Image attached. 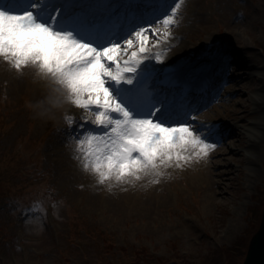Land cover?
Instances as JSON below:
<instances>
[{
  "label": "rangeland",
  "instance_id": "rangeland-1",
  "mask_svg": "<svg viewBox=\"0 0 264 264\" xmlns=\"http://www.w3.org/2000/svg\"><path fill=\"white\" fill-rule=\"evenodd\" d=\"M176 21L163 33L169 37L174 30L185 43L179 66L192 63L200 74L217 56L230 66L233 100L210 120L243 127L226 138L231 149H218L225 152L174 160L161 165L160 175L141 174L117 186L100 182L89 169L90 177L81 173L83 154L72 123L94 119L96 109L67 102V90L53 77L41 90L36 74L27 77L0 56V171L7 173L4 185L25 200L0 202V264H60L69 252L77 264L95 263L94 231L115 247L143 246L158 255H175L174 242L180 260L170 264H200L212 250L240 244L239 237L258 227L264 206V0H184ZM168 44L161 39L148 44L149 51H166ZM246 46L252 62L259 60L251 75L240 74L245 69L235 54ZM176 60L171 54L162 63L151 58L164 68H174ZM210 173L215 182L207 183ZM30 196L39 199L29 202ZM71 222L88 224L81 239L70 233Z\"/></svg>",
  "mask_w": 264,
  "mask_h": 264
},
{
  "label": "snow or ice",
  "instance_id": "snow-or-ice-1",
  "mask_svg": "<svg viewBox=\"0 0 264 264\" xmlns=\"http://www.w3.org/2000/svg\"><path fill=\"white\" fill-rule=\"evenodd\" d=\"M182 2L124 0L136 10L131 19L135 23L106 29L107 34L97 31L98 42H93L78 37L72 27H84L76 11L78 0H0V56L18 70L37 65L64 86L76 105L95 108L98 125L110 127L103 135L89 134L78 141L83 167L98 174L100 182L160 175L162 164L187 161L193 157L189 151L207 156L216 147L198 134L207 124L194 128L191 112L154 87L161 71L151 62L148 41L149 33L158 37L160 30L141 25L161 18L164 25L176 23ZM134 47L138 50L130 52L131 59L122 60Z\"/></svg>",
  "mask_w": 264,
  "mask_h": 264
},
{
  "label": "trees",
  "instance_id": "trees-1",
  "mask_svg": "<svg viewBox=\"0 0 264 264\" xmlns=\"http://www.w3.org/2000/svg\"><path fill=\"white\" fill-rule=\"evenodd\" d=\"M9 187L4 185V182H0V196L6 195ZM15 199H20V194L10 190L7 192ZM2 196V197H3ZM33 198L32 196H30ZM35 197V196H34ZM71 233L73 235H78L80 238L82 233L81 229L84 228L82 222H72ZM91 235L92 244L96 248V261L92 264H170L172 258H177L176 262L179 261V252L176 250L178 248L177 244L172 242V248L174 250L173 256H157L150 252L146 247H131L128 245L122 247H115L113 245V240L108 239L107 236L102 232L93 233ZM106 239L108 243L106 244ZM247 237H243L239 240L240 244L237 242L232 247H221L220 249L212 251L210 254L206 255L200 264H242L246 251H247ZM112 242V243H111ZM110 244V245H109ZM171 245V244H170ZM65 256V255H63ZM60 264H69L68 260L60 262ZM71 264V263H70ZM198 264V263H194Z\"/></svg>",
  "mask_w": 264,
  "mask_h": 264
},
{
  "label": "bare ground",
  "instance_id": "bare-ground-1",
  "mask_svg": "<svg viewBox=\"0 0 264 264\" xmlns=\"http://www.w3.org/2000/svg\"><path fill=\"white\" fill-rule=\"evenodd\" d=\"M153 28H158V27L157 26H153ZM159 29L161 31V28H159ZM136 30H138V29H136ZM160 31H159V36L158 37H157V35L154 36V39L151 40L148 44L149 45H152L153 44V46H155L156 41H157L158 38H159L160 41H161V39L162 40H165L166 38H168V40L170 41V44H168V46L170 48H167V50L164 52V54H161V56L163 57L162 61L165 60L166 55H168V54L170 55L171 54V56H174V58L177 59L175 61V64L178 65V60L182 57V54L180 52V48L183 47L185 45V43H183L180 38L174 37L175 36L174 35V30H171L170 31L171 32V36H169V37H167L165 35V33H160ZM132 37H134V33L132 34ZM171 40H173L172 43H171ZM247 50H250V47L246 46V47H241V48L235 50V54L237 55V57H239L238 59L240 60L241 64L243 65V68L245 69L240 74H250V72H247V71H250L252 68H255V66H257L259 64V60H256L254 63L252 62V53L250 51H247ZM129 51H132V49H129ZM157 52L158 51L155 52V56L156 55H160L159 52L158 53ZM217 58H218V60H219L220 63L223 61V57L222 56H217ZM121 59L122 60L125 59V55H123L121 57ZM169 60H171V57H170ZM160 62L161 61H159V63ZM223 65H224V63H221L220 64L221 67H223ZM34 66H36V65L31 64V63L28 64V65L23 66L22 67V70H23V72H25L24 75L27 76V77H30V75L32 73L36 74L37 81L41 80L39 82L38 87L41 90L42 89H49V78L51 76H48V75H45L44 73H41L39 69L37 71L34 68ZM193 68H195V66H193ZM32 69H34V72H32ZM228 78H230V77H228ZM227 83H228V81L225 82V84L222 86L223 88H226V90H224L225 94L228 93V92H233L234 89H236L234 87H233L234 89L233 88H230V87L227 88L226 87ZM231 85L234 86V83H231ZM224 92H221L220 95L223 96L224 95ZM258 95H261V94H257V96ZM263 96L264 95H261V97H263ZM219 99L220 98H216L214 101L211 102V104L206 105L205 108H204L205 111L204 110H201L200 111V112H203L202 113L203 114L202 116H204V117H210V116H213L214 114H217V113L223 111L224 108L227 107L228 102L231 101V97L229 98V100L227 101V103L225 102L226 100L224 98L221 99L220 102L218 101ZM201 123L202 122H200V124L197 127L200 128L201 125H202ZM204 124H207V123L205 122ZM74 125L77 126L76 123H74ZM240 127L242 128L243 126L240 125V124H229V125L228 124H225L224 127L220 128L218 134H215L216 132H214V133L213 132L212 133H209L208 132V131H211V130H209L211 128V126L208 125L207 128H204L203 129V130H206V132H208V133L203 132L202 134L204 136H208V134H210L211 136L213 135V138H215V139L218 140V143H216V147L213 148L214 152L217 153L221 149L226 148V146L228 148H230V149L232 148V147L229 146V144H227L226 138L232 136L231 134H233V132H237V128H240ZM218 149H220V150H218ZM220 152L222 153V152H225V151H220ZM224 154H226V153H224ZM216 155H219V154H216ZM223 158H227V156L225 155V156H223ZM212 163H214V162L212 161ZM81 173L83 175H86V177H90L88 175V173H87V170L84 167H82ZM210 175H211V178L210 179H207V183H210V182H212V181L215 180L214 174L213 173H210ZM208 177H210V176H208ZM111 180L114 182V185L115 186H117L119 184V182H122V181H117L115 178H112ZM150 252H152V251L150 250ZM152 253L155 254V255H157V256H164V255H158V254H156L154 252H152Z\"/></svg>",
  "mask_w": 264,
  "mask_h": 264
},
{
  "label": "water",
  "instance_id": "water-1",
  "mask_svg": "<svg viewBox=\"0 0 264 264\" xmlns=\"http://www.w3.org/2000/svg\"><path fill=\"white\" fill-rule=\"evenodd\" d=\"M244 264H264V214L260 229L253 236Z\"/></svg>",
  "mask_w": 264,
  "mask_h": 264
},
{
  "label": "clouds",
  "instance_id": "clouds-1",
  "mask_svg": "<svg viewBox=\"0 0 264 264\" xmlns=\"http://www.w3.org/2000/svg\"><path fill=\"white\" fill-rule=\"evenodd\" d=\"M63 91V90H62ZM63 96H64V99L67 101V102H73L71 99H70V97H69V93L68 92H64L63 93ZM198 158H200V157H196V156H194V157H192L191 159H198Z\"/></svg>",
  "mask_w": 264,
  "mask_h": 264
}]
</instances>
